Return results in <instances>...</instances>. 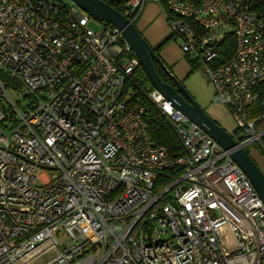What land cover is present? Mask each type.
<instances>
[{
    "label": "built area",
    "instance_id": "built-area-1",
    "mask_svg": "<svg viewBox=\"0 0 264 264\" xmlns=\"http://www.w3.org/2000/svg\"><path fill=\"white\" fill-rule=\"evenodd\" d=\"M258 1H115L132 23L150 2L163 8L246 151L264 150V117H247L264 81ZM229 37L234 54L221 63ZM139 67L118 30L74 5L0 0V264H32L51 251L46 264H264L256 189L231 151L156 91L150 100L183 154L153 142L145 107L126 93Z\"/></svg>",
    "mask_w": 264,
    "mask_h": 264
},
{
    "label": "water",
    "instance_id": "water-1",
    "mask_svg": "<svg viewBox=\"0 0 264 264\" xmlns=\"http://www.w3.org/2000/svg\"><path fill=\"white\" fill-rule=\"evenodd\" d=\"M68 1L89 13L94 19L113 26L122 34L125 42L132 48L139 59L142 69L156 92L166 102L171 103L174 109L187 117L190 122L200 127L213 140L219 143L224 150L231 151L232 160L248 177L264 203V173L259 165L247 151L237 148L238 142L235 138L216 123L202 109L185 85L173 76L138 27L103 0ZM155 63L163 69L172 83H166L162 80L157 72Z\"/></svg>",
    "mask_w": 264,
    "mask_h": 264
},
{
    "label": "trees",
    "instance_id": "trees-1",
    "mask_svg": "<svg viewBox=\"0 0 264 264\" xmlns=\"http://www.w3.org/2000/svg\"><path fill=\"white\" fill-rule=\"evenodd\" d=\"M62 4V8H68L70 7V4L68 0H58ZM104 2L108 3L112 7H114L119 12H122L123 9L121 5L118 2H115L113 0H103ZM183 2H190L194 3L195 5H201L203 0H180ZM255 8L264 14V1L260 2L258 1L256 3ZM137 22L134 24L136 25ZM174 37L172 36V38ZM169 40L165 41L158 49H155V52L158 54L160 48L164 46L166 43H168ZM175 40V39H174ZM220 50V59L221 63H224L228 59L231 58L232 54H234V38L229 37L226 39V41L222 44ZM190 63L193 65L194 69L198 68L199 65L191 60H189ZM157 72L159 76L162 78V80L166 83H172L170 78L167 76V74L163 71V69L155 63ZM132 92L131 95V105H143L146 110V121L148 123L149 133L153 140V142L157 146H165L168 148L170 155L172 157H178L183 154V148L182 145L174 131V128L172 124L166 120V118L161 114L159 108L148 98L147 92H152L154 90L150 80L148 79L146 73L142 69V67H139L135 74L128 80L126 85V93H129V91ZM257 94L258 98L256 101L249 107L247 110L248 118L250 120H256L260 117H264V83L260 84L257 87ZM262 143L264 145V138L262 140ZM260 152L262 155H264V151L259 147ZM169 174L172 175H179L181 174V170H174V171H168Z\"/></svg>",
    "mask_w": 264,
    "mask_h": 264
},
{
    "label": "crops",
    "instance_id": "crops-1",
    "mask_svg": "<svg viewBox=\"0 0 264 264\" xmlns=\"http://www.w3.org/2000/svg\"><path fill=\"white\" fill-rule=\"evenodd\" d=\"M136 26L155 49H158L165 41L172 38L166 15L161 7L154 2L147 4ZM158 55L173 76L186 86L187 90L199 102L202 108L215 107L211 106L209 101H206L198 91L193 90L194 84L191 86L190 79L194 67L181 52L178 42L170 39L168 43L160 48ZM215 118L221 126H224V123L218 117Z\"/></svg>",
    "mask_w": 264,
    "mask_h": 264
},
{
    "label": "rangeland",
    "instance_id": "rangeland-1",
    "mask_svg": "<svg viewBox=\"0 0 264 264\" xmlns=\"http://www.w3.org/2000/svg\"><path fill=\"white\" fill-rule=\"evenodd\" d=\"M115 1H120V0H115ZM69 2V1H68ZM155 3V2H154ZM70 7L73 6L72 3H70ZM157 4V3H156ZM159 5V4H158ZM160 6V5H159ZM161 7V6H160ZM162 11L165 13L166 15V12L163 10V8L161 7ZM167 17V16H166ZM168 21V19H167ZM138 22V21H137ZM104 23V22H103ZM106 24V23H104ZM109 25V24H107ZM91 28L94 29V30H98V26L94 23H92L91 25ZM170 30V28H169ZM171 33V31H170ZM179 44V43H178ZM235 44V43H234ZM180 47V46H179ZM234 49H235V45H234ZM182 52V51H181ZM234 53V52H233ZM184 55V54H183ZM233 55V54H232ZM185 56V55H184ZM190 62V61H189ZM190 83H191V86L194 84V88L193 90L194 91H198L202 97L204 99H206V101H209V104L211 106H215L214 108H207V109H204L202 108L216 123H218L220 126L221 124L218 122V120H216L215 117H218L222 123H224L223 125L224 126H221L223 129H225L228 133H230V135H232L235 140L238 142V147L237 148H240L239 147V142L241 141L242 139V132L241 130L239 129V127L237 126L232 114H231V111L228 109L227 106L221 104V103H218V101L216 100V97H215V91H214V88L213 86L209 83L208 79L206 78L205 76V70L204 68L202 67H198L196 69H193V73H192V76H191V79H190ZM189 83V85H190ZM264 83L263 82H259L257 84V86L255 87V91L257 93V87ZM186 87V86H185ZM187 89V88H186ZM129 91V90H128ZM154 91H156L155 89L152 91V92H147V96L149 99L150 98V94H152ZM129 95V97H131L132 95V92L129 91V93H127ZM258 95V94H257ZM11 96L12 98L17 101V96L15 93L11 92ZM258 98V97H257ZM197 101V100H196ZM200 101H201V98H200ZM256 101V100H255ZM254 101V102H255ZM198 102V101H197ZM253 102V103H254ZM199 104V102H198ZM249 109V107L247 108V110ZM160 110V108H159ZM161 114L164 116V113L160 110ZM165 117V116H164ZM247 117H248V113H247ZM166 118V117H165ZM249 119V118H248ZM167 120V119H166ZM250 120V119H249ZM253 121V120H251ZM261 129L264 128V123H261L260 126H259ZM264 138V137H263ZM262 138V140H263ZM262 142V141H261ZM263 145V143H261ZM264 146V145H263ZM259 147L263 150L262 146L260 144H258L257 146L256 145H252L250 149H248V153L253 157V159L256 161V163L259 165L260 169L263 171L264 173V155H262V153L260 152V149ZM244 150V149H243ZM246 151V150H245ZM264 151V150H263ZM45 174L49 177L53 176L54 174H56V172L54 171H46ZM43 174L40 175V177H42ZM57 236V235H56ZM58 237V236H57ZM58 240L59 242L61 243V245H63L66 240H67V237H58ZM56 257V252L54 251H51L49 252L48 254L36 259L32 264H46L48 263L50 260H52L53 258Z\"/></svg>",
    "mask_w": 264,
    "mask_h": 264
}]
</instances>
